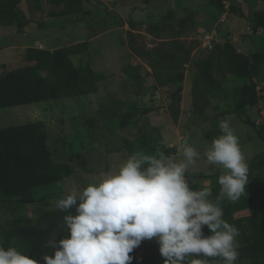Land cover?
Here are the masks:
<instances>
[{
	"label": "rangeland",
	"instance_id": "1",
	"mask_svg": "<svg viewBox=\"0 0 264 264\" xmlns=\"http://www.w3.org/2000/svg\"><path fill=\"white\" fill-rule=\"evenodd\" d=\"M210 1L216 6L219 3V0H84L87 14L75 16V21L71 17L62 18L63 6H52L48 0H38L42 14H36L34 0H24L20 4L19 10L24 15L34 13L31 21L28 19L33 24L31 28L23 29L25 34H19L16 25L1 33L0 77L23 67L29 49L53 52L87 43V53L71 57V62L75 68L89 63L105 80L98 86L96 95L0 110V129L44 122L51 138L50 149L56 154L68 155L67 161L75 170L61 183L36 190L34 204L0 205V243L5 232L14 225L35 224L43 210L53 209L55 201L67 192L98 180L102 173L116 168L130 155L123 149L126 139L132 141L143 134L151 136L153 131L162 145L172 149L169 154L175 155L179 143L188 134L189 143L202 150L207 142L205 134L211 129V120L228 114L226 106L233 104V96L250 86L246 80L230 73L231 63L220 58L217 50H225L228 45L233 54L246 57L253 53L264 54V30L258 32L260 34L254 33L251 22H248L255 12L264 10V0H235L231 4L233 12L226 16L224 23H220L222 19H213L216 10L210 6ZM185 8L193 12L194 24L180 25L189 16L183 11ZM174 11V20L160 23ZM242 16L247 20L239 22ZM131 22L135 24L134 28H131ZM157 24L159 26L154 27ZM208 36L214 39L210 42L205 39ZM176 44L190 52L191 61L187 64L183 62L184 54L175 49ZM139 52L143 56H137ZM146 52L152 56L146 57ZM168 55H176L177 60ZM211 56H215L216 65L222 68L220 71L215 67L212 77L228 95L226 102L193 95L194 64ZM157 64L169 67V71L162 70L161 78H176L183 74V81L160 88L153 75ZM128 66L138 68L135 71L140 80L137 85L123 73ZM253 82L256 99L248 116L256 127L262 128L264 65L261 75L253 78ZM195 102L205 107L202 113L194 108ZM131 109L143 117L137 125L121 130V118ZM176 110L180 115L177 124L172 119ZM226 119L239 137L248 165L264 154V145L252 128L231 114L226 115ZM213 171V166L201 154V159L188 171L187 179L211 175ZM203 185H208V181ZM150 241H143L134 251L144 249Z\"/></svg>",
	"mask_w": 264,
	"mask_h": 264
},
{
	"label": "trees",
	"instance_id": "2",
	"mask_svg": "<svg viewBox=\"0 0 264 264\" xmlns=\"http://www.w3.org/2000/svg\"><path fill=\"white\" fill-rule=\"evenodd\" d=\"M23 1L0 0V28L16 25L19 34L24 33L23 29L29 25V20L19 10ZM225 1L219 0L217 6L210 1V6L216 10V13L212 14L215 21H220L227 13L223 4ZM234 1L232 0L233 3ZM48 3L56 7L63 6L61 16L87 14L84 0H48ZM233 8L231 6L229 15L232 14ZM183 11L189 16L180 25L189 22L194 24L193 12L187 8ZM175 18L176 12H169L160 23ZM249 19L254 33L264 30V10L255 12ZM134 25L132 22L130 23L131 28H134ZM156 26L159 25L154 27ZM175 49L184 54L183 62L185 64L191 61L190 52L186 51L183 46L176 44ZM87 51V43L61 48L53 52L38 49L27 50L25 65L0 77V110L65 99L85 98L98 94V86L105 80L104 76L95 72L89 63L75 68L71 62V57L85 54ZM217 54H220V58H225L227 63H231L232 68L230 67L229 71L233 76L250 83L249 88H246L245 91L241 90L233 96V104L226 106L229 109L228 114L235 116L245 126L252 128L256 138L264 145V126L256 127L248 116L249 109L255 105L256 99V86L253 78L261 75L264 54L253 53L248 57L237 53L233 54L232 47L228 45L225 50L218 49ZM136 55L140 57L143 56V53L139 52ZM144 55L152 56L148 52ZM169 58L177 60L176 55H170ZM215 67L222 70L219 64L216 65L215 56L195 62L193 95L226 102L228 95L212 77ZM137 69L128 66L123 71L128 80L134 82L135 85L140 81L135 76ZM162 70L169 71V67L157 64L153 71L155 81L160 88L169 87L184 79L183 74H179L176 78H161ZM194 108L199 112L205 110V107L196 102ZM228 114H221L211 120L212 122L210 121L211 129L205 134L207 142H211L214 137L220 134L219 121L226 119ZM142 117L137 110H129L121 118V130L137 125ZM179 118V111H174L172 119L175 124L178 123ZM93 123L94 121H92V125ZM151 136L143 134L133 141L126 139L123 142V149L129 154L136 151L155 154L158 147L166 154L172 152V149L162 145L161 139L153 131ZM50 145V134L44 122L0 129V205L17 203L26 206L34 204L36 190L52 187L74 174V167L67 161L70 157L66 154L54 153L50 149ZM61 159L64 160L61 161ZM219 174L220 172L214 169L209 176H192L189 181L195 188H211L213 198H215L220 189L217 183ZM206 180L210 181L208 186L203 185ZM248 180L245 192L239 200L230 202L225 199L222 202L223 218L240 231V235L237 237L238 251L240 252L237 264H264V154L254 158L249 164ZM244 211L249 212L247 217H235ZM64 215L66 213L59 209H45L35 224L32 222L24 225L17 224L7 230L2 244L5 248L16 247L21 252L31 253L37 257L44 253L51 254L52 250L44 247V244L50 239L58 240L68 234L63 221ZM204 233L205 235L210 234L206 226ZM130 255L134 257L132 264H163L159 246L155 240H151L144 249L134 251ZM209 260L211 264H219V258H209Z\"/></svg>",
	"mask_w": 264,
	"mask_h": 264
},
{
	"label": "clouds",
	"instance_id": "3",
	"mask_svg": "<svg viewBox=\"0 0 264 264\" xmlns=\"http://www.w3.org/2000/svg\"><path fill=\"white\" fill-rule=\"evenodd\" d=\"M218 127L202 150L186 134L175 155L159 147L155 154L136 151L98 180L73 188L53 205L66 213L68 234L45 242L51 254L37 257L0 243V264H132L130 253L145 240H155L163 264H211L209 258L237 264L240 231L223 218L222 202L245 192L249 165L230 122L221 119ZM201 154L220 172L215 198L211 188L187 179Z\"/></svg>",
	"mask_w": 264,
	"mask_h": 264
},
{
	"label": "crops",
	"instance_id": "4",
	"mask_svg": "<svg viewBox=\"0 0 264 264\" xmlns=\"http://www.w3.org/2000/svg\"><path fill=\"white\" fill-rule=\"evenodd\" d=\"M37 4H39V2H38V0H34V5H35V7H36V10L38 11V13H36V14H42V6H41V4H40V6L39 5H37ZM63 9V8H62ZM262 11V10H261ZM27 19H29L30 21H31V16L32 15H34V13H32V12H27ZM25 15V16H26ZM61 15V14H60ZM63 17H71V19H74L73 21H75V16H62V18ZM57 18V17H56ZM58 18H61V16L60 17H58ZM244 20H247V18L246 17H244V16H242V17H240L239 18V22L240 21H244ZM248 22L250 23V19H248ZM30 25H28V26H30L29 28H31V26H32V22H30L29 23ZM10 27H8V28H0V39H1V33L2 32H5V31H7L8 29H9ZM262 32V30H259L258 32ZM6 34V33H5ZM25 34V33H24ZM258 34H260V33H258ZM37 45H42V43L41 42H37ZM74 46V45H73ZM42 48V47H41ZM33 49H38V48H33ZM38 50H40V49H38ZM43 51V50H42ZM49 51V50H48ZM134 67V66H133ZM89 97V96H88ZM65 100H68V99H65ZM34 105H36V104H34ZM29 106H32V105H29ZM133 141V140H132ZM129 154V153H128ZM205 176V175H204ZM207 176H209V175H207ZM189 180V179H188ZM206 181H208V185L210 184V181L209 180H206ZM189 183H190V181H189ZM208 185H206V186H208ZM245 213H248L249 214V212L248 211H244V212H241V213H238L237 215H243V214H245ZM248 214L246 215V217L248 216ZM236 215V216H237ZM235 216V217H236ZM241 218H244L243 216L241 217Z\"/></svg>",
	"mask_w": 264,
	"mask_h": 264
},
{
	"label": "built area",
	"instance_id": "5",
	"mask_svg": "<svg viewBox=\"0 0 264 264\" xmlns=\"http://www.w3.org/2000/svg\"><path fill=\"white\" fill-rule=\"evenodd\" d=\"M224 7H225V10L227 11V13L225 15H223V17L221 18L222 21L220 23H224L225 22V19H226V16H228V13L231 9V4H232V0H226L224 3ZM205 39L209 40L210 42L214 39L213 37H206Z\"/></svg>",
	"mask_w": 264,
	"mask_h": 264
}]
</instances>
